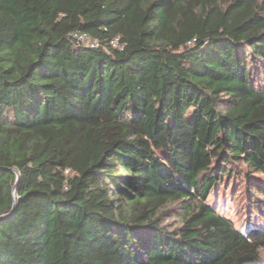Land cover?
Here are the masks:
<instances>
[{
  "label": "trees",
  "instance_id": "1",
  "mask_svg": "<svg viewBox=\"0 0 264 264\" xmlns=\"http://www.w3.org/2000/svg\"><path fill=\"white\" fill-rule=\"evenodd\" d=\"M262 250L264 0H0V264Z\"/></svg>",
  "mask_w": 264,
  "mask_h": 264
},
{
  "label": "rangeland",
  "instance_id": "2",
  "mask_svg": "<svg viewBox=\"0 0 264 264\" xmlns=\"http://www.w3.org/2000/svg\"><path fill=\"white\" fill-rule=\"evenodd\" d=\"M228 192L224 198V190H222L221 195L218 198V204L221 209V212L225 215H227L231 220L234 221L236 224L237 228L239 229H245L247 225L244 223L246 216L244 212V204L243 201L245 199V191H237L236 193L232 196H230L231 189L230 187L227 189ZM231 190V191H230ZM223 195V196H222ZM246 202V201H245ZM178 208V207H177ZM178 213H180V208H178ZM176 211V212H177ZM176 213V214H178ZM261 256L262 259L259 262V264H264V250L261 251Z\"/></svg>",
  "mask_w": 264,
  "mask_h": 264
},
{
  "label": "built area",
  "instance_id": "3",
  "mask_svg": "<svg viewBox=\"0 0 264 264\" xmlns=\"http://www.w3.org/2000/svg\"><path fill=\"white\" fill-rule=\"evenodd\" d=\"M73 38L77 41L78 44L91 47V48H98L100 45L97 43V41L93 40L91 36L86 32H78L73 34ZM112 44L116 47L118 46L117 41H113Z\"/></svg>",
  "mask_w": 264,
  "mask_h": 264
},
{
  "label": "water",
  "instance_id": "4",
  "mask_svg": "<svg viewBox=\"0 0 264 264\" xmlns=\"http://www.w3.org/2000/svg\"><path fill=\"white\" fill-rule=\"evenodd\" d=\"M13 210H14V207L12 208L11 212L8 215L1 217V219H8V217H10V215L12 214Z\"/></svg>",
  "mask_w": 264,
  "mask_h": 264
}]
</instances>
